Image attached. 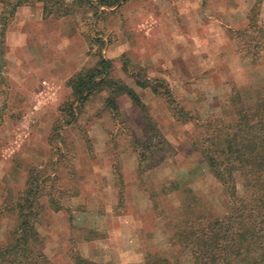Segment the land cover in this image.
Masks as SVG:
<instances>
[{
	"label": "rangeland",
	"instance_id": "374dc122",
	"mask_svg": "<svg viewBox=\"0 0 264 264\" xmlns=\"http://www.w3.org/2000/svg\"><path fill=\"white\" fill-rule=\"evenodd\" d=\"M72 1L65 2L71 15L44 17L50 27L40 30L45 42L32 46L31 82H19L27 73L7 76L8 62L0 59V246L16 224L3 208L35 169L51 180L43 184L38 230L53 264H75L77 256L93 264H147L149 255L181 262L173 236L189 196L197 216L227 212L223 186L196 144L205 120H235L233 90L264 85V0H124L100 10ZM247 26L248 35H235ZM100 55L140 94L175 152L144 163L142 174L134 141L145 142L146 123L127 97L119 100L123 122L105 110L102 93L75 125L53 132L71 98L67 78L95 66ZM38 82L44 89L36 92ZM171 184L180 189L163 194ZM237 187L241 192L240 180ZM51 199L61 210L49 207ZM91 230L105 239L85 242Z\"/></svg>",
	"mask_w": 264,
	"mask_h": 264
},
{
	"label": "trees",
	"instance_id": "16d2710c",
	"mask_svg": "<svg viewBox=\"0 0 264 264\" xmlns=\"http://www.w3.org/2000/svg\"><path fill=\"white\" fill-rule=\"evenodd\" d=\"M124 0H73L72 5L81 9H112ZM66 0H2L4 6L0 15V59L5 63V32L20 7L42 3L45 17H65L71 15ZM58 6L57 13L54 7ZM255 7L252 9L254 12ZM56 14V15H55ZM251 27L235 31L243 37ZM3 65H0L2 71ZM112 61L100 55L98 62L75 74L69 81L71 98L61 108V118L55 123L53 132L59 136L64 127L75 125L89 102L106 94L104 108L114 118L122 120L118 99L127 96L138 108L146 123L145 142L134 141L142 165L158 164L175 152L163 136L150 115L148 106L139 94L122 80L113 75ZM137 86L147 89L148 81H136ZM153 92L158 93L153 87ZM230 105L235 120L226 124L219 120H205V129L199 148L211 171L223 186L227 212L224 216L195 215L192 196L181 206V228L173 236L181 246V262H170L159 255H149L147 264H264V85L258 89L251 87L233 90ZM182 112V111H181ZM157 158V160H156ZM38 174V177H37ZM35 169L27 171V182L16 201L6 204L3 211L11 212L16 224L4 244L0 246V264H53L45 253V239L38 225L45 207L41 203L45 182ZM238 180L242 182L239 191ZM180 189L171 184L162 187L168 195ZM186 192V191H183ZM156 195L151 194L154 199ZM59 203L51 199L49 207L55 212L61 210ZM105 239L96 231H89L85 242ZM75 264H93L81 256L74 257Z\"/></svg>",
	"mask_w": 264,
	"mask_h": 264
},
{
	"label": "crops",
	"instance_id": "0c3cea01",
	"mask_svg": "<svg viewBox=\"0 0 264 264\" xmlns=\"http://www.w3.org/2000/svg\"><path fill=\"white\" fill-rule=\"evenodd\" d=\"M37 7H38V5H35V6H31V5L28 6L27 5V6L20 7L17 10L13 20L10 22V24L7 27L6 32H5L4 59H5V61L8 62L6 75L7 76L10 75V77H12V78L15 75L17 77L19 76V78H22L21 76H23V73H27L28 78H26L25 81L23 79L22 80L19 79V82H21V83L31 82V80H33L34 74L30 73L27 70V68L34 66L35 58L33 56V53L35 51H34L33 45L36 42L38 44H43L45 42V41L39 40V37H41L40 36V30H42L46 27H50L49 21L44 20L45 16H44L43 7L40 8L41 10L39 8L36 9ZM2 12H3V7L0 6V15L2 14ZM32 28L34 30H32ZM73 34H75V32ZM49 43L51 44L52 41L50 40ZM52 63H53L52 60H50L49 63L45 62V64H47L49 66L50 71H52V68H53ZM0 73H3V76H5L4 71L0 72ZM73 76L74 75L71 74V75H69V77L67 79H69V78L71 79ZM43 89L44 88L38 82L37 88L35 89V91L39 92ZM69 89L71 90L70 87H69ZM139 96H140V94H139ZM123 97H127V96H123ZM119 100H120V98L118 99V103H119ZM38 103L40 105V100L38 101ZM0 105H1V94H0ZM75 222H76V219H75ZM93 245H91V246H93Z\"/></svg>",
	"mask_w": 264,
	"mask_h": 264
}]
</instances>
